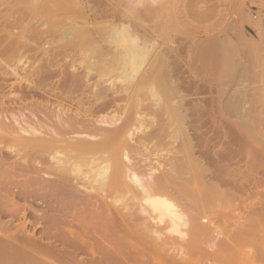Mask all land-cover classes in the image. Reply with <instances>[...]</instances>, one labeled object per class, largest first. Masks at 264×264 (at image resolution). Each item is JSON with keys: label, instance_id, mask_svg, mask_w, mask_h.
Listing matches in <instances>:
<instances>
[{"label": "bare ground", "instance_id": "obj_1", "mask_svg": "<svg viewBox=\"0 0 264 264\" xmlns=\"http://www.w3.org/2000/svg\"><path fill=\"white\" fill-rule=\"evenodd\" d=\"M82 29L59 37L71 43L75 60L64 56L60 63L53 61L56 48L48 43L32 50L31 64L24 63L26 51L20 44L0 48V260L180 264L191 192L197 183L206 186L210 170L191 155L181 157L180 151L157 166L140 159L142 149L165 135L168 122L178 137H185L181 104L169 107L168 99L175 95L170 82L163 93L145 81L157 67L151 60L146 68L149 48L131 41L117 51L118 59L131 58L120 66V83H101L100 76L91 82L94 66L82 60ZM117 36L112 37L115 42ZM61 49L57 47L58 54ZM38 56L42 59L36 62ZM50 78L54 80L48 83ZM135 79L139 83L133 92L129 83ZM130 93V101L121 105L122 94ZM156 116L161 122L157 131L152 130ZM242 132L249 139H264L261 123L242 126ZM182 144L190 154L188 141ZM20 202L42 210L40 215L36 209L30 212L43 225L41 238L26 230L9 233L16 219L25 220L27 210L21 207V213ZM205 220V231L212 236ZM44 239L54 242L44 245ZM55 243L64 248L57 251Z\"/></svg>", "mask_w": 264, "mask_h": 264}, {"label": "rangeland", "instance_id": "obj_2", "mask_svg": "<svg viewBox=\"0 0 264 264\" xmlns=\"http://www.w3.org/2000/svg\"><path fill=\"white\" fill-rule=\"evenodd\" d=\"M172 5V0H0V48L20 44L26 51L24 63L31 64L34 49L48 43L56 48L53 61L64 56L75 60L71 43L59 37L84 28L79 43L86 44L82 60L94 66L91 82L100 76L101 83L113 84L120 83L121 67L131 60L128 54L118 59L117 51L127 41L149 48L144 66L148 68L152 60L157 70L145 81L163 93L174 89L168 105L173 109L176 102L181 104L185 137H178L168 122L165 135L153 139L139 157L157 166L180 151L181 157L191 155L210 170L206 186L197 183L191 192L180 264H264V139H249L242 132V126L261 123L264 128V0H231L229 23L207 36L184 32L172 18ZM115 34L118 42L112 39ZM57 47L64 49L58 54ZM8 57L3 59L10 62L12 56ZM37 58L36 62L42 56ZM169 82L172 88L167 89ZM138 83V79L129 83L133 92ZM132 94H122L120 104L128 103ZM154 120L152 130L157 131L160 117ZM185 140L190 154L183 149ZM20 204L18 208L27 210L25 220L16 219L9 233L26 230L41 238L43 225L31 213L36 209L40 215L42 210ZM206 217L212 236L205 231ZM53 246L57 251L64 248Z\"/></svg>", "mask_w": 264, "mask_h": 264}, {"label": "crops", "instance_id": "obj_3", "mask_svg": "<svg viewBox=\"0 0 264 264\" xmlns=\"http://www.w3.org/2000/svg\"><path fill=\"white\" fill-rule=\"evenodd\" d=\"M172 18L184 32L213 35L232 18L231 0H172Z\"/></svg>", "mask_w": 264, "mask_h": 264}]
</instances>
